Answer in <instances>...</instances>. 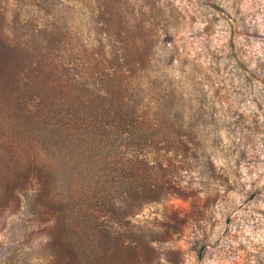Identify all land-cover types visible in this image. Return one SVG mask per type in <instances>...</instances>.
Listing matches in <instances>:
<instances>
[{
  "label": "rangeland",
  "instance_id": "374dc122",
  "mask_svg": "<svg viewBox=\"0 0 264 264\" xmlns=\"http://www.w3.org/2000/svg\"><path fill=\"white\" fill-rule=\"evenodd\" d=\"M0 39L58 41L68 73L88 74L95 91L160 107L152 141L121 151L162 188L120 229L126 245L150 243L147 264H264V0H0ZM20 70L0 97V142L13 146L28 112L43 118L48 100L62 107L39 83L26 89ZM26 155L3 172L0 264H55L46 201L34 196L37 179L21 174Z\"/></svg>",
  "mask_w": 264,
  "mask_h": 264
},
{
  "label": "trees",
  "instance_id": "16d2710c",
  "mask_svg": "<svg viewBox=\"0 0 264 264\" xmlns=\"http://www.w3.org/2000/svg\"><path fill=\"white\" fill-rule=\"evenodd\" d=\"M51 42L31 39L9 45L0 39V97L11 94L15 71L25 69L26 89L39 83L40 91L47 88L62 104L55 109L48 100L43 118L38 110L28 112L22 131L15 132L14 146L8 139L0 142V186L11 176L4 170L21 164L24 151L26 172L21 174L24 181L37 179L34 196L46 201L51 218L47 246L55 264H147L153 252L150 243L144 240L141 251L126 245L120 229L126 218L135 215V203L139 207L158 199L162 188L156 178L153 183L138 174L137 156L125 162L121 156L129 144L152 141L160 131L162 115L156 113L160 107L119 103L111 92L95 91L83 79L88 74L76 78L68 73L69 60L59 54V42ZM8 50L23 57L11 64L4 56ZM128 90L123 88L120 94L131 97ZM108 96L110 103L105 102ZM148 115L159 118L152 122ZM8 153L15 158L9 159ZM128 163L134 168L126 179L123 170ZM106 219L116 221L115 231Z\"/></svg>",
  "mask_w": 264,
  "mask_h": 264
}]
</instances>
